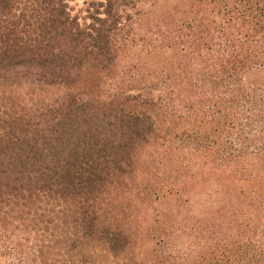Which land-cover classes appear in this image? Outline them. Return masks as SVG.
I'll use <instances>...</instances> for the list:
<instances>
[{
	"label": "trees",
	"instance_id": "1",
	"mask_svg": "<svg viewBox=\"0 0 264 264\" xmlns=\"http://www.w3.org/2000/svg\"><path fill=\"white\" fill-rule=\"evenodd\" d=\"M74 1L0 0V264H264V0Z\"/></svg>",
	"mask_w": 264,
	"mask_h": 264
},
{
	"label": "rangeland",
	"instance_id": "2",
	"mask_svg": "<svg viewBox=\"0 0 264 264\" xmlns=\"http://www.w3.org/2000/svg\"><path fill=\"white\" fill-rule=\"evenodd\" d=\"M85 1H89V0H75V1L72 3V6L74 7L75 12L78 11L79 9L83 8V3H84ZM106 88H107V92H106V93H109V82H108V85H107ZM97 253H99L98 250H97ZM110 261H111V259L109 258V263H110ZM107 263H108V262H107ZM109 263H108V264H109Z\"/></svg>",
	"mask_w": 264,
	"mask_h": 264
}]
</instances>
